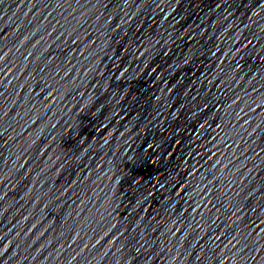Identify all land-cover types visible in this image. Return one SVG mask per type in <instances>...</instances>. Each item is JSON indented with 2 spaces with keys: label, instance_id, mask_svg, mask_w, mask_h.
<instances>
[{
  "label": "water",
  "instance_id": "1",
  "mask_svg": "<svg viewBox=\"0 0 264 264\" xmlns=\"http://www.w3.org/2000/svg\"><path fill=\"white\" fill-rule=\"evenodd\" d=\"M0 264H264V0H0Z\"/></svg>",
  "mask_w": 264,
  "mask_h": 264
}]
</instances>
